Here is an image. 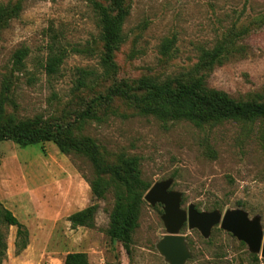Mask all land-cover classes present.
Returning <instances> with one entry per match:
<instances>
[{
  "label": "rangeland",
  "instance_id": "rangeland-1",
  "mask_svg": "<svg viewBox=\"0 0 264 264\" xmlns=\"http://www.w3.org/2000/svg\"><path fill=\"white\" fill-rule=\"evenodd\" d=\"M17 0H0L13 4ZM18 16L0 29V91L8 86L6 112L16 118H63L76 134L95 139L101 152L136 155L141 177L152 183L173 178L181 207L199 210L241 208L260 216L264 230V122L221 119L196 125L138 115L116 99L99 119L75 120L85 102L111 83L101 78L102 41L92 0H19ZM107 4L109 0H98ZM124 39L114 53L117 80L162 81L193 73L200 50L230 42L221 62L203 70L208 89L236 100L264 93V0H131ZM170 43V56L159 48ZM66 48L56 73L42 67L47 46ZM27 46L26 72L14 70L13 52ZM75 51H74V49ZM76 49L78 51H76ZM78 68L92 71L77 86ZM90 162L62 153L52 141L20 145L0 141V200L26 230L27 244L15 253V225H2L6 254L2 264H62L67 252L84 251L94 264H168L156 243L165 232L162 206L143 198L138 226L128 250L107 232L113 192L95 199ZM147 191V190H146ZM145 191V192H146ZM144 196V195H143ZM94 226L73 227L68 216L92 203ZM191 258L185 264H264L260 253L215 225L208 237L181 228Z\"/></svg>",
  "mask_w": 264,
  "mask_h": 264
},
{
  "label": "trees",
  "instance_id": "trees-1",
  "mask_svg": "<svg viewBox=\"0 0 264 264\" xmlns=\"http://www.w3.org/2000/svg\"><path fill=\"white\" fill-rule=\"evenodd\" d=\"M92 8L98 17L102 53L100 57V76L110 79V84L85 102V107L75 113V120L99 119L101 113L112 110L113 102L118 99L129 106L136 114L152 115L161 121L188 120L196 125L221 119L255 120L264 122V93L261 99L236 100L225 91L208 89L204 82L203 70L212 68L221 62L229 51L230 42L221 40L212 48L200 50L193 73L188 76H175L156 81L141 78L134 84L128 80H117V64L114 53L121 45L123 23L129 13L131 0H109L103 4L92 0ZM22 3H0V29L12 18L18 16ZM46 59L42 67L47 73H56L66 55V48L49 44ZM74 49V48H73ZM75 51V49H74ZM76 51H78L76 49ZM159 52L170 56V43L163 40ZM29 54L27 46L17 48L12 54L13 68L26 72L25 58ZM77 86H84V77L93 72L78 68ZM8 86L0 91V141L12 140L20 145L52 141L65 154H79L91 164L92 177L89 185L93 197L104 199L108 191L113 192L114 203L109 214L108 234L113 241H121L126 250L132 242V233L138 226L143 195L149 188V182L141 177L140 162L136 155L119 153L114 158L105 156L95 139L89 135L76 134L72 123L63 118L45 119L40 115L32 118H16L6 112L5 103ZM264 143V135H263ZM98 204L92 203L68 216L73 227L94 226V217ZM2 225H15V253L25 248L26 230L17 217L0 200V264L6 254L5 235ZM62 264H94L84 251L67 252Z\"/></svg>",
  "mask_w": 264,
  "mask_h": 264
},
{
  "label": "water",
  "instance_id": "water-1",
  "mask_svg": "<svg viewBox=\"0 0 264 264\" xmlns=\"http://www.w3.org/2000/svg\"><path fill=\"white\" fill-rule=\"evenodd\" d=\"M173 178L169 177L152 183L144 193V200L152 206H162L161 220L165 232L156 243L158 252L168 264H185L192 254L185 235L181 233L184 224L189 229H197L203 237H208L213 226L219 225L238 240L244 242L253 253H260L264 260V230L260 216L249 217L241 208L199 210L194 203L181 207L182 192L170 189Z\"/></svg>",
  "mask_w": 264,
  "mask_h": 264
}]
</instances>
